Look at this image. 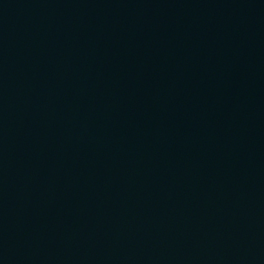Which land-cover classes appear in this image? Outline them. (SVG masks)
I'll return each mask as SVG.
<instances>
[{"label":"water","instance_id":"95a60500","mask_svg":"<svg viewBox=\"0 0 264 264\" xmlns=\"http://www.w3.org/2000/svg\"><path fill=\"white\" fill-rule=\"evenodd\" d=\"M0 264H264V0H0Z\"/></svg>","mask_w":264,"mask_h":264}]
</instances>
